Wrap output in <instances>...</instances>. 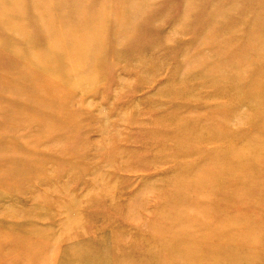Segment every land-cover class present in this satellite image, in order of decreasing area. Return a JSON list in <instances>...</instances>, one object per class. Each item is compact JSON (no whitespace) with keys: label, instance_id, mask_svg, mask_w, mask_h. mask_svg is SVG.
<instances>
[{"label":"rangeland","instance_id":"374dc122","mask_svg":"<svg viewBox=\"0 0 264 264\" xmlns=\"http://www.w3.org/2000/svg\"><path fill=\"white\" fill-rule=\"evenodd\" d=\"M4 77L0 264L264 258V0H0Z\"/></svg>","mask_w":264,"mask_h":264},{"label":"bare ground","instance_id":"6f19581e","mask_svg":"<svg viewBox=\"0 0 264 264\" xmlns=\"http://www.w3.org/2000/svg\"><path fill=\"white\" fill-rule=\"evenodd\" d=\"M7 5H8V4H7ZM7 5H6V6H7ZM9 5H10V4H9ZM115 15H116V14H115ZM115 17H117V16H115ZM73 42L75 43V41H73ZM76 42H77V41H76ZM101 50H102V49H101ZM24 54H25V53H24ZM1 56H2V55H1ZM16 57H17V56H16ZM100 58H101V57H100ZM21 59H22V58H21ZM97 60H98V59H97ZM97 60H96V61H97ZM100 60H101V59H100ZM16 61H17V59H16L14 62H16ZM17 62H18V61H17ZM17 62H16V64H17ZM19 62H21V60H20ZM101 62H102V60H101ZM101 62H100V63H101ZM23 63H24V62H23ZM14 64H15V63H14ZM19 64H20V63H19ZM20 65H21V64H20ZM95 65L97 66L98 64H95ZM16 66H17V65H16ZM99 66H100V65H99ZM17 67H18V66H17ZM1 68H4V67L1 66ZM96 68H97V67H96ZM31 72H33V71H31ZM35 72H37V71H35ZM35 72H34V73H35ZM34 73H32V76H31L32 80L39 81V79H40L39 77H40L41 75H40L39 73H37V74H34ZM26 74H28V72H27ZM26 74H25V75H26ZM29 74H30V73H29ZM33 74H34V75H33ZM46 74H47V73H46ZM25 75H24V76H25ZM30 75H31V74H30ZM30 75H29V76H30ZM42 75H43V74H42ZM14 76H15V75H14ZM16 76H17V75H16ZM22 76H23V75H22ZM26 76H27V75H26ZM18 77H19V76H18ZM41 77H42V76H41ZM43 77H44V76H43ZM43 77H42V78H43ZM19 78H20V77H19ZM22 78H26V77H22ZM29 78H30V77H29ZM31 78H30V79H31ZM42 78H41V79H42ZM41 79H40V81H41V83H42V81H45L46 77L44 78V80H41ZM58 80H59V79H58ZM60 81H61V80H60ZM47 82H48V81H47ZM0 83H1V84H6V86H7L8 83H7V81H6V77H4L3 79L0 78ZM44 83H45V82L42 83V85H41L42 87H40V83L38 84V86H39L40 88L46 87V86H45L46 84H44ZM56 83H57V82H56ZM29 84H30V83H29ZM33 84H34V83H33ZM35 84H36V83H35ZM59 84H60V83H59ZM36 85H37V84H36ZM56 86H57V85H56ZM59 87H61V86H58L57 88H59ZM40 88H39V89H40ZM47 88H48V87H47ZM54 88H56L55 85H54ZM62 88H63V87H62ZM34 89H35V90H38V89H36V88H33V90H34ZM48 89H49V88H48ZM59 89H60V88H59ZM92 89H93V88H92ZM41 91H43V90H41ZM41 91H39V92H41ZM57 91H60V90H56V93L54 92V93H55V96L52 98V99L54 100V102H55V98L57 99V101H58V99L60 98V96H59V94H58ZM34 93H35V92H34ZM51 93H52V92H50V94H51ZM54 93H53V94H54ZM35 94H37V93H35ZM38 98H39V97H38ZM45 99H46V98H45ZM45 99H44V100L42 99V102H43L44 104L46 103V100H45ZM40 100H41V98H40ZM57 101H56V102H57ZM59 102H60V100H59ZM3 109H4V108H3ZM61 110H62V109H61ZM57 112H61V111H57ZM62 112H64V115L67 114V113H66L67 111H66V112H65V111H62ZM65 113H66V114H65ZM66 116H68V115H66ZM57 117H58V116H57ZM63 117H64V116H63V114L61 113V114H59V117H58V118H59L61 121L65 122V126H66V125H68V124H67L68 120L66 121ZM47 118L49 119V117H46V119H47ZM49 120H50V119H49ZM46 121H47V120H46ZM63 122L61 123L62 125H64ZM161 123L164 124V125H168V124H166L165 122H164V123L161 122ZM62 125H60V126L62 127ZM63 127H64V126H63ZM195 128H196V127H195ZM195 128H194V130H195ZM195 133H196V132H195ZM192 136H194V135H192ZM195 137H197V136H195ZM198 137H200V136H198ZM225 145H226V143H225ZM150 161H151L152 163H150ZM148 162H149V164L144 165V167H148V166L151 165V164H156V162H155L154 160H152V159H148ZM231 175H232V174H231ZM115 202H116V201H115ZM238 248H242L243 251H245V250H246V251H247V250H252V249H247V248H249L248 244L240 245V246H238ZM192 251H198V250H197L196 248H194ZM229 254H232V252H229ZM234 254H236V253H234ZM258 254H259V253L255 254L253 257L246 258V260H245L246 263H247V264H258V263L263 262V261H264V258H262V259H258ZM197 257H200L199 252H198V254H197ZM200 258H201V261H200V262H195V264H206V261H207L208 259L204 261V260H203L204 257H200ZM230 264H238V261H233V259H232V260L230 261Z\"/></svg>","mask_w":264,"mask_h":264}]
</instances>
